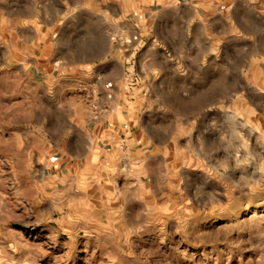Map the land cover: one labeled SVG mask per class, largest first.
I'll list each match as a JSON object with an SVG mask.
<instances>
[{
    "label": "rangeland",
    "instance_id": "obj_1",
    "mask_svg": "<svg viewBox=\"0 0 264 264\" xmlns=\"http://www.w3.org/2000/svg\"><path fill=\"white\" fill-rule=\"evenodd\" d=\"M13 5L0 0V264H264V0H169L154 28L114 32L111 75L147 76L160 98L143 185L120 177L122 191L50 180L70 111L103 108L89 72L41 66Z\"/></svg>",
    "mask_w": 264,
    "mask_h": 264
},
{
    "label": "crops",
    "instance_id": "obj_2",
    "mask_svg": "<svg viewBox=\"0 0 264 264\" xmlns=\"http://www.w3.org/2000/svg\"><path fill=\"white\" fill-rule=\"evenodd\" d=\"M168 1L12 0L15 2L11 7L13 29L16 33L19 29L26 30L27 48L39 54L35 58L41 66L52 65L53 69L69 70V73L89 72L90 99L103 108L96 114L89 107L70 111L71 131L60 145L62 150L58 151L57 160L48 165L50 180L56 181L61 191H122L121 186H126L129 178H133V184L143 185L145 154L148 148L155 147L146 119L155 111L154 102L160 98L151 90L147 76L132 73L131 79H125L122 74L111 75L116 64L112 37L115 31L123 36L141 35L143 26L154 28L157 13L154 6ZM177 9L174 7L173 13L177 14ZM134 27L138 28L137 32L131 30ZM97 50L105 52L100 59L76 55L78 51ZM123 64V60L118 61L121 70ZM132 78L134 84L130 83ZM78 129L82 130L81 138L73 135ZM76 140L84 154L69 149ZM81 140L83 144L79 143ZM131 170L133 173L128 177L126 171ZM120 177L122 182L128 179L117 189L114 183Z\"/></svg>",
    "mask_w": 264,
    "mask_h": 264
}]
</instances>
